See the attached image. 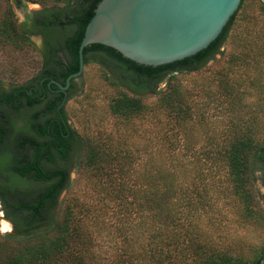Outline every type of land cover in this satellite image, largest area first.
Returning <instances> with one entry per match:
<instances>
[{"label": "trees", "instance_id": "trees-1", "mask_svg": "<svg viewBox=\"0 0 264 264\" xmlns=\"http://www.w3.org/2000/svg\"><path fill=\"white\" fill-rule=\"evenodd\" d=\"M2 1L10 3V0ZM100 1L55 0V5L48 7L43 0H26V3L43 5L44 9L27 13L21 22L8 7L0 19V40L14 47L29 46L36 50L41 58V68L36 75L53 73L47 68L48 63L61 66L60 78L64 84L69 75L78 71V48L85 27ZM246 1L241 0L238 10L206 49L181 61L157 67L144 66L104 45L92 44L84 48L85 67L89 63L98 64L104 69L107 81L129 92L122 93L111 102V113L125 120L138 118L144 111L143 96L156 94L160 108L171 119L179 123L189 119L192 116L193 90L184 89L177 76L197 73L221 53L237 15L246 8ZM36 34L52 40L54 47H49L47 54L30 40ZM58 51L66 54V62L57 55ZM227 74V71L221 72L216 86L219 93L230 98L233 93H230ZM164 82H167L168 89L158 91V86ZM11 100L10 97L8 101ZM37 116H32L31 120L34 122ZM239 121L231 122L225 143L214 149L218 161L216 168L224 170L231 184V195L242 205L240 220L264 224V210L258 207L252 186L255 174L256 180L264 186V140H256L251 128L242 130L238 126ZM38 132L46 136L45 128ZM71 138L72 141L75 139L73 131ZM181 149H186L190 157H174L173 154L158 166L151 163V171L139 173L132 183L126 179L130 164L124 156L117 168L121 175L119 180L107 178L112 189H105L107 202H103L100 212L115 218L113 224L119 238L110 246L112 249L107 257L100 254V247L91 235L90 224L85 222L91 214L88 206H67L59 218L50 215L59 194L68 186L67 171L46 172L39 163H30L28 167L19 169L15 178L19 185L27 188L31 183L29 180H32L44 183L43 190H23L13 205L12 219L16 230L0 239V264H261L264 246L254 258L247 260L220 249L212 232L205 231L200 225L202 214L199 211L206 214L210 208L209 189L205 184L199 190L197 181L202 177L201 172L195 173L198 171L195 170V150L191 147ZM64 151L60 152L61 157ZM105 157L106 154L102 158L99 152L89 150L86 166L96 168ZM97 218L102 216L95 217L96 221ZM95 227H98V222Z\"/></svg>", "mask_w": 264, "mask_h": 264}, {"label": "rangeland", "instance_id": "rangeland-1", "mask_svg": "<svg viewBox=\"0 0 264 264\" xmlns=\"http://www.w3.org/2000/svg\"><path fill=\"white\" fill-rule=\"evenodd\" d=\"M19 1L20 8L16 0H10L9 4L0 0V19L8 7L18 22L24 19L25 14L44 9L38 3ZM43 1L45 6L55 5V0ZM262 5V1L247 0L246 8L237 15L229 38L220 49L221 53L197 73L177 76L184 89L193 90L192 116L184 122L171 119L160 108L156 94L143 96L144 111L138 118L125 120L113 115L111 102L122 93L129 92L107 81L104 69L98 64L89 63L84 67L80 88L65 106L75 139L70 158L65 164L69 171L68 186L59 194L57 204L51 209L52 218H59L67 206H88L91 214L85 218V222L90 224L91 235L100 247V254L109 255L110 246L119 239L113 224L116 220L100 210L103 202H107L104 198L105 189H112L107 178L118 181L121 176L117 168L121 165L122 157L125 156L130 164L126 179L132 183L139 173L151 171V163L158 166L173 154L174 157H190L191 154L181 148L191 147L195 150V170L198 169L195 173L201 172L202 177L197 181L199 190L205 184L209 189L210 208H206V214L203 210L199 211L202 214L200 225L205 231L212 232L213 240L220 249L247 260L256 256L264 246V224L240 220L239 209L242 205L231 195V184L224 170L216 168L218 161L214 149L225 143L231 131V122L239 119L238 126L242 130L251 128L256 140H264ZM30 40L37 48L40 46L39 36H31ZM40 68L41 58L32 47L18 48L0 40V92L28 81ZM223 70L228 72V85L230 93H233L230 98H226L225 93H219L216 86V80ZM167 89L168 84L164 82L157 90ZM93 149L102 158L104 154L107 155L99 165L102 169L99 166H86L89 150ZM256 178L255 174L252 181L255 201L264 210V186ZM29 187L30 190L35 188L34 191L43 190L41 184L33 188L29 182ZM99 214L102 218L96 221L95 217ZM3 216L0 204V239L15 233ZM97 222L98 227H95Z\"/></svg>", "mask_w": 264, "mask_h": 264}, {"label": "water", "instance_id": "water-1", "mask_svg": "<svg viewBox=\"0 0 264 264\" xmlns=\"http://www.w3.org/2000/svg\"><path fill=\"white\" fill-rule=\"evenodd\" d=\"M240 3L241 0H101L78 48V71L67 77L64 87L58 86L66 89L71 79L83 73V50L92 44L110 47L144 66L157 67L195 56L220 35Z\"/></svg>", "mask_w": 264, "mask_h": 264}, {"label": "flooded vegetation", "instance_id": "flooded-vegetation-1", "mask_svg": "<svg viewBox=\"0 0 264 264\" xmlns=\"http://www.w3.org/2000/svg\"><path fill=\"white\" fill-rule=\"evenodd\" d=\"M16 4L18 8L21 7L19 0H16ZM36 36L41 38L38 47L41 52L48 53L49 47H54L52 40H46L42 34ZM57 55L66 62L64 52L58 51ZM46 65L54 72L34 75L28 81L0 92V204L3 217L13 230H16L12 219L13 205H16L23 190L32 192L35 185L41 184L29 180L34 190L23 188L15 179L19 169L28 167L30 163H39L46 172L66 170L65 164L72 151V129L68 123L65 106L79 90L83 73L71 79L69 86L63 89L66 80L63 84L60 78L62 67L54 63ZM10 97L11 102L8 101ZM34 115L38 116L33 122L31 118ZM44 128L46 136L38 132ZM62 151L63 157L60 155ZM66 171L69 175V171Z\"/></svg>", "mask_w": 264, "mask_h": 264}]
</instances>
